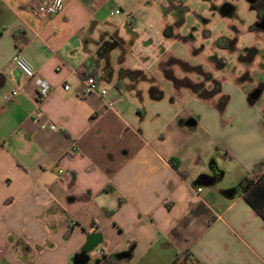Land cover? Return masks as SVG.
Masks as SVG:
<instances>
[{"label":"crops","instance_id":"0c3cea01","mask_svg":"<svg viewBox=\"0 0 264 264\" xmlns=\"http://www.w3.org/2000/svg\"><path fill=\"white\" fill-rule=\"evenodd\" d=\"M33 1L0 0V264H71L91 233L102 238L87 264H264V221L236 190L264 172V83L240 85L244 67L234 80L212 76L220 93L205 100L186 86L172 114L156 105L163 90L126 84L153 79L126 63L140 38L128 0H62L51 17L29 10ZM258 52L243 58L264 61ZM19 53L49 82L46 98L14 66ZM86 74L110 108L83 94Z\"/></svg>","mask_w":264,"mask_h":264},{"label":"rangeland","instance_id":"374dc122","mask_svg":"<svg viewBox=\"0 0 264 264\" xmlns=\"http://www.w3.org/2000/svg\"><path fill=\"white\" fill-rule=\"evenodd\" d=\"M128 1L133 7L135 32L140 38L132 52L126 53V63L145 74L152 73L153 79L135 75L126 84L163 90V100L156 104L161 106L159 109L168 108L174 114L186 104L189 92L186 86L211 89L212 76L234 80L240 67L248 68V77L241 82L235 79L240 85L264 83V61L243 58L251 47L257 53L264 51L262 32L251 29L256 14L247 0ZM109 8L108 5L107 22L117 23V16H111ZM125 29L132 32L129 25ZM119 56L120 51H115L111 57L113 65H118ZM146 56L149 58L143 59ZM163 66H167L169 72L165 76L171 75L170 78L163 76ZM114 88V84L109 85V89ZM124 97L128 95L124 93ZM160 121L155 117L147 119L148 126L154 130ZM92 262L93 258L89 264Z\"/></svg>","mask_w":264,"mask_h":264},{"label":"built area","instance_id":"2783aa9c","mask_svg":"<svg viewBox=\"0 0 264 264\" xmlns=\"http://www.w3.org/2000/svg\"><path fill=\"white\" fill-rule=\"evenodd\" d=\"M63 6L64 4L62 0H34L27 6V8L36 14L51 17L60 13L63 9ZM119 12V9H114L110 11V14H117ZM12 60L14 66L19 70L21 74H23L27 78L33 79L38 97L40 99L46 98L51 88L49 82L45 79H42L41 77L35 76L34 67L32 63L28 59H26L24 55L20 53L15 54ZM82 83L84 85L83 94L97 95L105 102L107 108H110L112 106L113 102L112 100L108 99L106 89L101 88L93 76H90V74L84 75L82 77ZM16 95L17 90H13L9 94H4L3 97L5 100L9 101L13 99ZM49 128L54 129L55 126L50 125ZM62 171L63 170L60 169L58 173H61ZM198 190H200V188H198ZM99 253L103 254L102 251H100Z\"/></svg>","mask_w":264,"mask_h":264},{"label":"trees","instance_id":"16d2710c","mask_svg":"<svg viewBox=\"0 0 264 264\" xmlns=\"http://www.w3.org/2000/svg\"><path fill=\"white\" fill-rule=\"evenodd\" d=\"M134 73L136 74L138 71H135ZM206 75L210 76V74ZM212 82L211 89H205V87L199 88L197 86H194L193 88L198 91L200 97L207 100L221 92L220 83L216 80ZM227 101L228 96L220 95L214 105L219 112H222ZM236 190L239 191L242 199L251 207V210H253L261 220L264 221V172L254 178L245 177L237 184ZM98 264H115V261L105 259ZM172 264H178V260H174Z\"/></svg>","mask_w":264,"mask_h":264},{"label":"water","instance_id":"95a60500","mask_svg":"<svg viewBox=\"0 0 264 264\" xmlns=\"http://www.w3.org/2000/svg\"><path fill=\"white\" fill-rule=\"evenodd\" d=\"M263 26V25H262ZM260 94L259 89L253 90L250 94L247 96V100L249 102H253L258 98V95ZM184 123L188 125V127L194 125V120L192 118H187L184 120ZM102 238V235L100 233H91L88 234L87 237H85L84 244L82 245L81 251L79 253H76L72 257L71 264H87L89 260L88 254L96 247V245L100 242Z\"/></svg>","mask_w":264,"mask_h":264},{"label":"flooded vegetation","instance_id":"af4514ba","mask_svg":"<svg viewBox=\"0 0 264 264\" xmlns=\"http://www.w3.org/2000/svg\"><path fill=\"white\" fill-rule=\"evenodd\" d=\"M251 9L255 11L256 18L251 29L264 33V0H247ZM263 25V26H262Z\"/></svg>","mask_w":264,"mask_h":264}]
</instances>
